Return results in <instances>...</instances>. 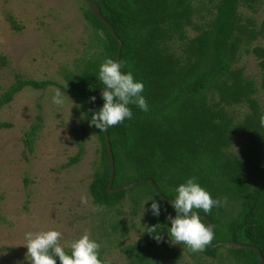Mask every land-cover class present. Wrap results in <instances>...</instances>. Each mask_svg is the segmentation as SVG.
<instances>
[{
	"label": "trees",
	"instance_id": "16d2710c",
	"mask_svg": "<svg viewBox=\"0 0 264 264\" xmlns=\"http://www.w3.org/2000/svg\"><path fill=\"white\" fill-rule=\"evenodd\" d=\"M93 1L121 42L122 73L131 72L144 84L142 95L149 109L144 112L129 105L132 118L106 131L113 160L111 187L149 178L161 195L175 199L176 189L194 177L213 199L227 198L210 213L197 210L214 226L211 243L236 241L255 246L262 256L260 264H264V127L259 123L264 109L254 97L255 82L236 65L240 50L251 54L262 72L258 86L264 93V46L251 44L261 36L264 23L255 28L253 19L243 17L239 9L244 6L253 11L256 0H213L205 15L199 13L197 0ZM85 6L82 14L93 30L98 51L82 60L75 73L64 76L70 86L68 92L83 106L90 122L87 98L104 86L99 68L106 58L114 60L116 42ZM197 15L196 23L193 18ZM9 23L15 27L11 18ZM188 27L195 31L192 36L187 35ZM6 64L0 54V67ZM51 83L14 74L13 82L0 92V108L25 86L40 89ZM102 94L95 97V103L91 101L94 112L103 107ZM235 105L246 107L237 120L227 111ZM37 129L34 124L25 132L23 142L29 151ZM95 130L102 167L93 171L88 184L92 202L108 207L120 203L125 194L134 204L150 196L160 207L174 210L172 203L162 202L146 181L106 193V147L103 132ZM235 138L245 141L236 151H229ZM80 152L81 148L67 164L76 162ZM151 218L155 225L164 224L160 215ZM170 227L165 226L167 230ZM117 228L113 223L111 229ZM120 229L123 233L126 230ZM219 248H224L235 264H256L258 260L256 252L247 248L207 246L202 253L214 256ZM123 251L127 258L124 264H177L171 248H160L147 232ZM65 252L70 254V248ZM98 258L102 264H118L99 254Z\"/></svg>",
	"mask_w": 264,
	"mask_h": 264
},
{
	"label": "rangeland",
	"instance_id": "374dc122",
	"mask_svg": "<svg viewBox=\"0 0 264 264\" xmlns=\"http://www.w3.org/2000/svg\"><path fill=\"white\" fill-rule=\"evenodd\" d=\"M263 1L256 0L253 11L239 8L243 17L253 19L255 28L264 23ZM212 3L195 1L202 15ZM85 4L84 0H0V54L7 61L0 67V92L13 82L14 74L52 82L40 89L23 87L0 108V123L7 124L0 126V264H30L25 233L48 230L61 233L60 243L66 249L87 231L101 245V258L124 264V246L143 237L145 226L155 225L150 196L134 204L125 194L120 203L103 206V211L93 210L92 199L88 205L81 203L82 195L90 196L93 171L102 167L96 130L85 118L83 106L68 92L64 76L75 73L82 60L98 51L93 30L82 14ZM198 20L194 16L193 21ZM186 32L188 36L195 33L189 27ZM251 44L264 46V29ZM236 65L255 82L254 97L264 109V93L258 86L262 72L255 58L240 50ZM56 90L64 94L63 106L53 103ZM227 111L237 120L246 107L235 105ZM34 124L38 129L29 151L23 140ZM244 141L235 138L229 151H236ZM80 148L79 159L67 164ZM169 215L175 218L176 212L160 207L163 239L157 244L162 249L170 247L177 264H235L224 248L209 256L173 244L165 228L171 225ZM113 223L117 229H111ZM120 227L126 228L124 233Z\"/></svg>",
	"mask_w": 264,
	"mask_h": 264
},
{
	"label": "clouds",
	"instance_id": "9594fccd",
	"mask_svg": "<svg viewBox=\"0 0 264 264\" xmlns=\"http://www.w3.org/2000/svg\"><path fill=\"white\" fill-rule=\"evenodd\" d=\"M123 62H116L111 58H106L99 68V80L104 85L101 99L104 101L103 107L95 112L91 117V125L100 132H106L110 127L122 124L125 120H130L133 116L129 105H135L140 110L147 112L148 104L142 95L144 84L134 79L133 74L122 73ZM95 103V97L90 98ZM53 103L63 106L64 94L56 90L53 96ZM261 127H264V115L259 118ZM177 196L171 207L175 210L176 216L171 215L167 219L171 222V227L167 230L170 241L173 244H183L192 252H203L214 239V226L202 222L197 210L210 213L214 207H220L227 202L219 198L213 199L204 190L196 179L189 178L177 189ZM90 196H81V203L88 205ZM151 211L154 216L160 215V205L155 199L151 200ZM147 203V202H146ZM145 203V204H146ZM94 211H103V205H93ZM159 224L148 227L145 231L160 242L163 237L160 235ZM25 244L27 248L26 257H30V264H102L98 258L101 245L90 239V234L85 233L78 239L67 245L70 254L65 252V246L61 245V233L56 230L28 232L25 233Z\"/></svg>",
	"mask_w": 264,
	"mask_h": 264
},
{
	"label": "water",
	"instance_id": "95a60500",
	"mask_svg": "<svg viewBox=\"0 0 264 264\" xmlns=\"http://www.w3.org/2000/svg\"><path fill=\"white\" fill-rule=\"evenodd\" d=\"M90 10V12L102 23L104 24L105 27H107L109 29V31L111 32L115 42H116V50H115V56H114V61L119 62V52H120V48H121V42L118 39V37L116 36L115 32L112 29V26L110 25V23L108 21H106L103 16L100 14L99 12V8L97 6V4L93 1V0H84ZM106 89H104V86L98 90L97 92L91 94L88 98H87V108L88 110L91 112L92 115L95 114V112L93 111L92 107H91V97H96L98 95H100L101 93H103V91H105ZM103 137H104V143H105V147H106V155H107V164H108V178H107V182L105 185V191L106 193H113L116 191H120L123 190L127 187H130L134 184H138L141 183L143 181H146L151 188L153 189V191L158 195V197L160 198V200L162 202H170V203H174V198H167L163 195H161L156 186L152 183V180L147 178V179H139V180H135L132 181L129 184L126 185H121V186H117V187H111V182H112V177H113V160H112V154H111V149H110V145L108 142V137H107V133L103 132ZM198 215L201 217L202 220L207 222V225H211L212 223L209 220L208 217H206L204 214H199ZM218 245L224 246L226 248L229 249H243V248H247V249H252L256 252L257 256H258V260L256 262V264H260L262 261V256L260 254V252L258 251V249L255 246L246 244V243H241V242H236V241H221V242H216V243H211L208 245L209 248H214Z\"/></svg>",
	"mask_w": 264,
	"mask_h": 264
}]
</instances>
